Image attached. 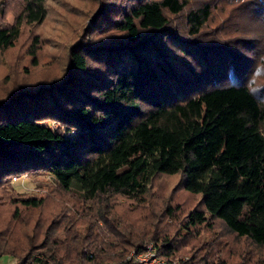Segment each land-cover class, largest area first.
Masks as SVG:
<instances>
[{
	"label": "trees",
	"instance_id": "1",
	"mask_svg": "<svg viewBox=\"0 0 264 264\" xmlns=\"http://www.w3.org/2000/svg\"><path fill=\"white\" fill-rule=\"evenodd\" d=\"M95 1L101 14L94 24L95 8L72 29L64 53L50 54L59 61L58 76L31 80L25 73L0 85V205L9 220L39 209L48 197L16 194L9 182L24 174L48 176L80 204L73 216L25 240L0 227V258L128 264L130 252L153 243L169 261L184 256L190 264H229L216 251V237L196 246L199 230L216 222L263 248L264 104L244 88L237 41L200 40L213 1L187 11L194 0ZM185 12L183 34L171 17ZM49 13L50 0H20L19 14L0 25V51L35 31L22 54L39 67L51 39L38 29ZM260 13L248 18L260 24ZM242 44L249 46L246 39ZM49 121L56 127L43 124ZM175 176L161 211L164 228L155 218L151 234L137 233L113 220L108 206L115 197L140 208L152 180ZM183 193L193 200L179 201Z\"/></svg>",
	"mask_w": 264,
	"mask_h": 264
},
{
	"label": "rangeland",
	"instance_id": "2",
	"mask_svg": "<svg viewBox=\"0 0 264 264\" xmlns=\"http://www.w3.org/2000/svg\"><path fill=\"white\" fill-rule=\"evenodd\" d=\"M62 1H66L67 4H63ZM194 1L185 11L191 8H199L198 6L203 0ZM212 1L215 8L209 22L201 30L204 38L200 40H207L215 35V38L227 42H230L229 40L237 41V46L241 52L239 64L241 67H246V70L242 71V83L244 85L260 57L264 56V0ZM93 8H95V12L101 9L95 0H50V13L42 28L38 29V31L46 33L45 37L51 39L46 42L47 47L40 56V66L31 68L28 60L22 54L24 45H28L32 36L35 35V31L31 34L26 32L22 35L21 45L4 52L0 51V85L5 84L6 86L9 80H22L26 75L25 73H28L26 78L31 80L58 76L59 74H55L58 73V70L59 73L61 72L58 66L59 61L52 58L50 54L64 53L62 46L71 43L74 39L72 29L82 26L85 22L87 23V13ZM234 9L238 12L245 10V17L241 15V17H235L238 13L235 14ZM254 11H261L258 15V18H262L260 24L256 20L254 21L253 18H248V15H250L248 12L254 13ZM19 12L20 0H0V25L6 22L11 23ZM185 17L186 12L177 17H171L172 24L183 34H186ZM245 39L249 44L247 47L242 44ZM60 45L62 50L60 48L53 49L56 46L60 47ZM236 60L238 63V59ZM24 67H26V70H24ZM262 72H264V66L258 68L256 74L260 75ZM258 99L264 104V98L258 97ZM43 124L56 127V124L50 121ZM178 180L179 176L159 177L152 180L148 194L140 208L137 203L115 197L108 206L109 213L115 222L123 224L124 228L131 232H146L150 229L149 223L155 218L164 225V228L165 223L160 220L164 221L161 211L166 204L165 197H169ZM9 187L20 196H48L39 209L23 211L20 218L14 222L9 220L11 218L7 215L6 209L3 205H0V227L7 228L6 230L10 231L13 237L18 240H25L28 235L32 234L39 235L49 225L61 222L59 221L61 216H73L71 214L76 213V209L80 208L78 198L75 195L60 192L52 179H49L46 175L24 174L10 180ZM180 195L179 201L188 202L193 200L184 193ZM147 213H150L148 217L146 216ZM171 223L170 220H167L169 226H172ZM153 231L148 230V233L151 234ZM171 231H174V229H171ZM198 233L201 235L197 236L200 241L196 246L216 237L215 240L219 243V245L214 243L216 251L220 252L229 264H240L243 259L264 260V247H256L246 239L236 238L220 222H216L212 230L200 229ZM188 243H190L189 239ZM14 262L13 259L8 257L0 258V264H14Z\"/></svg>",
	"mask_w": 264,
	"mask_h": 264
},
{
	"label": "built area",
	"instance_id": "3",
	"mask_svg": "<svg viewBox=\"0 0 264 264\" xmlns=\"http://www.w3.org/2000/svg\"><path fill=\"white\" fill-rule=\"evenodd\" d=\"M126 262L128 264H190L187 257L169 261L162 257L157 247L153 243H149L144 251L129 253ZM30 264H53L48 259H30ZM119 264V263H107Z\"/></svg>",
	"mask_w": 264,
	"mask_h": 264
},
{
	"label": "clouds",
	"instance_id": "4",
	"mask_svg": "<svg viewBox=\"0 0 264 264\" xmlns=\"http://www.w3.org/2000/svg\"><path fill=\"white\" fill-rule=\"evenodd\" d=\"M264 66V56L260 57V60L257 62V64L254 66V70L252 74L249 76V78L244 82V88L248 92V94L252 97V99L259 104L260 98H264V72H262L260 75H257V69ZM230 77H232L233 82L237 84V87H239V83L235 80V74L234 72H229L228 74Z\"/></svg>",
	"mask_w": 264,
	"mask_h": 264
},
{
	"label": "water",
	"instance_id": "5",
	"mask_svg": "<svg viewBox=\"0 0 264 264\" xmlns=\"http://www.w3.org/2000/svg\"><path fill=\"white\" fill-rule=\"evenodd\" d=\"M101 14V9H98L94 14L93 16L91 17L90 21H89V24L90 25H93L96 18Z\"/></svg>",
	"mask_w": 264,
	"mask_h": 264
}]
</instances>
